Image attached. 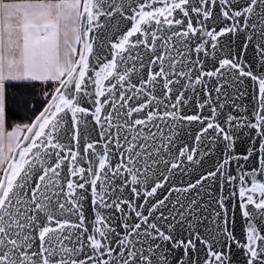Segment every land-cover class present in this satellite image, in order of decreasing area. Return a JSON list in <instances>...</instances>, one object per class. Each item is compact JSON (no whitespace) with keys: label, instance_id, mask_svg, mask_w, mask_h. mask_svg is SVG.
Masks as SVG:
<instances>
[{"label":"snow or ice","instance_id":"snow-or-ice-1","mask_svg":"<svg viewBox=\"0 0 264 264\" xmlns=\"http://www.w3.org/2000/svg\"><path fill=\"white\" fill-rule=\"evenodd\" d=\"M0 264H264V0H0Z\"/></svg>","mask_w":264,"mask_h":264}]
</instances>
